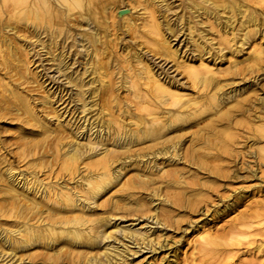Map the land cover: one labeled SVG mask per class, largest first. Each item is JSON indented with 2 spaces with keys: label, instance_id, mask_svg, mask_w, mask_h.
<instances>
[{
  "label": "bare ground",
  "instance_id": "1",
  "mask_svg": "<svg viewBox=\"0 0 264 264\" xmlns=\"http://www.w3.org/2000/svg\"><path fill=\"white\" fill-rule=\"evenodd\" d=\"M250 1L253 3L254 0ZM260 1L259 3L264 2V0ZM127 2L132 11L137 8L139 11L141 10L134 19L131 17V13L122 17L127 22V28L133 29L136 38L141 40L138 43H141V46H146L147 49L151 47L160 56L173 60L177 68H181L187 75L191 85L200 91L198 98L193 100L187 98L185 93L171 83L172 81L168 82L169 80L160 78L148 62L146 52L141 46L138 48L133 45L134 49L129 50L128 56L136 65L129 62L128 70L123 74L122 84L135 98L136 109L145 112V114L137 116L138 114L136 115L135 112L128 109L126 112L129 115L132 114L128 122V119L114 115L112 112V107H118L120 103L117 95L112 96V80L108 72L104 70L100 58L108 53L106 37L114 35V32L111 35L107 31L117 22L115 17L122 8L119 0H0V63L9 73V77H17L16 80L6 81L8 75L2 73L0 77L2 86L0 108L6 109L5 114H12L17 120H20L17 125L21 131V133L18 132L21 134L20 155H18V149L14 151L15 153L18 151L17 156H23V159L32 157L30 164L38 167L39 170L43 169L46 163L52 167L56 164L73 181L72 186L69 185V182H60L61 187H59L56 183L58 181L44 180L39 175L40 171L37 172L35 169L31 171L21 169L18 172L8 157L9 152L6 151L5 144L0 142V264H130L128 260L130 254H136L145 248L156 250L157 245L161 242L152 237L148 229L135 228L132 226L133 224L121 225V222H117V220L127 218L133 222L142 217L145 224L154 223L157 226H164L170 223L167 224L168 216H165V213L159 214L162 207L158 204L152 207L150 212H146L148 197L146 199L143 194L146 193L150 196V200L153 202L157 201L154 195L157 194L159 197L160 193L157 192V187L150 186L151 183H154L153 176L142 172L148 169L152 170L151 174H154L153 171L164 174L165 166H161L157 161L159 156L167 155V159L171 163L188 160L207 164L208 155L199 153L202 148L209 150L205 151L209 154L216 144L223 142L221 150L228 149V141L233 132L227 128L218 129L214 125L229 120L232 113L222 110L223 104H225V100L235 97L237 93L219 92L224 83L218 74L224 70L216 68L211 59L204 57L205 52L210 53L211 49H206V44L199 40L201 36L194 38L192 31L197 30L200 34L202 33L204 38H207V34H204L205 31H202L198 26L204 22L200 18L205 16L209 20L211 17L215 18L214 20L218 23L221 21L223 27L221 26L220 37L224 43L223 46L221 45V51L224 49L231 51L234 47L232 41L238 36L236 34V36L230 37L229 29L234 27L235 21H237L238 27L235 26L237 30L233 28L234 33L236 30V33L242 35L241 45H244L245 42L254 40L255 32L264 25V13L258 8L245 7L244 3L239 4L235 0H182V3H185V13L179 12L181 15L178 14L177 20L180 22L179 24H183L184 20L188 22L191 33L189 37L194 45L193 50L198 52V57L188 60V58H180L177 48L174 49L172 45V38L177 37L184 28L182 26L180 29L177 26L174 27L170 22L168 12L173 10V4L171 5L168 0H128ZM187 10L189 11L188 16L186 15ZM205 25H209V23ZM126 33L128 34V32ZM168 33L170 35H167ZM207 33L209 34V32ZM116 36L112 41H115ZM23 40L33 41L30 45L36 43L38 47L40 46L41 52L44 50L43 53L49 55L45 59L46 62L52 60L57 72L62 73L60 76L63 75L68 80L67 84L76 87L72 96L81 104L80 112L86 113L80 118L84 117V121L88 122L85 127L90 132L85 131L84 141H81L77 135L67 140L68 136L66 135L68 134L64 135L66 128L60 123L52 126L47 119H43L31 102V96L21 88L20 80L27 79L30 74L27 66L29 62L26 61L28 52H25V55L24 51L27 48L32 50L30 45H26V42L22 43ZM252 43L255 44V42ZM251 47L253 48L250 61L252 64L247 68L254 70L255 67H261L259 61L264 58V50L253 44ZM70 48H74L73 55H78V57L80 55L82 58L79 61L82 64L80 71H71L72 65L76 62L67 60ZM2 65L0 66L2 67ZM167 71L169 70L167 69ZM88 76L90 78L87 80ZM65 81L63 80V82ZM236 81L238 80L236 79ZM184 83L186 85V82ZM44 84H46L45 81ZM236 84L237 82L234 85ZM260 88L262 89V87ZM52 98L50 95L43 96L42 104L48 106L52 103ZM113 98L115 105L112 104ZM130 103L133 102L130 101ZM198 104V107L191 110L192 105ZM176 105L182 108L176 111L175 108H172ZM161 106L164 108H160ZM223 111L224 114L220 119L217 118L208 126L207 132L199 134V136H191L190 143L185 147L183 143L185 135H170L171 132L190 128L193 119L199 115L209 113V115L217 117ZM161 112H164L165 115L161 116ZM89 113L94 118L92 122L90 121L91 117H87ZM106 116L110 118H106ZM59 120L57 117L58 122L61 121ZM35 125L40 127L39 132L29 128ZM95 127L97 129L93 132ZM12 129L14 128L11 127ZM253 130L263 138V114H259L257 122L253 125ZM13 131L15 132V130ZM227 137L229 139H226ZM148 141L151 143L143 147L148 148L149 151L141 152L133 149ZM153 143L154 145L159 143L163 145L155 148ZM256 153L258 158L264 160V144L257 145ZM19 157L17 160L21 159ZM145 161L148 162V165H144ZM132 165V169L136 173L125 178L128 173L126 168ZM79 174H82L81 179H79ZM20 175L22 178L19 177ZM180 179L176 182L181 183ZM151 193L153 196L150 195ZM163 201L167 202L168 208L174 203L166 198H163ZM259 210L263 211L260 208ZM173 217L175 218L176 215ZM237 224L236 222L233 225ZM240 225L247 226V228H242L243 232H249L252 227L246 222H241ZM107 239H112L114 242H106ZM115 241H118V244H115ZM130 243H136L138 249L132 248ZM161 246L163 247V244ZM261 248L262 244H257V249H264Z\"/></svg>",
  "mask_w": 264,
  "mask_h": 264
},
{
  "label": "rangeland",
  "instance_id": "2",
  "mask_svg": "<svg viewBox=\"0 0 264 264\" xmlns=\"http://www.w3.org/2000/svg\"><path fill=\"white\" fill-rule=\"evenodd\" d=\"M119 1H120V4L122 5L121 9L129 10L128 13H125L123 16L129 13H131V17H133V19L138 16L141 10L139 11V9L137 8L138 11L136 9H135L136 11L134 9L132 11V9H130V7L128 6V2H127L128 0H122V1L119 0ZM235 1L239 4L244 3L245 7L256 8V9L258 8L264 13L263 11L264 2L259 3L261 2L260 0H254L255 2L252 0L253 3H251V1L249 2V0H235ZM168 2L171 3V5L173 4L172 5L173 10H170L168 12V17L170 19L171 24L174 27L177 26L179 29L181 28V26L184 27L181 33H179L178 35L179 37L177 36V37L172 38L173 48L174 49L177 48L178 53L181 56L180 58L182 59L188 58V60L192 58L195 59L194 57H198V52H195L193 50L194 45L192 44L193 41H191L189 37L191 33L188 28V22H185L184 20L183 24H179L180 22L177 20L178 17L182 13H185V9H184L185 3H182V0H168ZM257 2L262 5H259ZM134 3L136 5V2ZM180 9L182 10V12ZM186 12H187L186 15L188 16L189 11L187 10ZM123 16L119 17V14H117L115 17V21L117 22L114 25V26L116 25L117 26L116 27L111 26L112 28H110L107 31V32H110L111 35H113V32H114V35L106 37V41L108 42V50H107L108 53H106L105 55H102L100 58L102 59L104 70L108 72L109 77L112 80V86H111L112 96L114 97L117 95L118 101L120 103L118 107L116 106L112 107V112H114V115H120L121 118L128 119L127 120L128 122L130 120L129 117L132 116V114L129 115V113L126 112L128 109L135 112L136 115L138 114L137 116H141L145 114V112H142L136 109L137 105L135 104L136 103L135 98L129 94V91L122 84L123 74L126 72V70H128L129 62L132 63V59L130 58V56H128L129 50L134 49V47L136 46H138V48L141 46V43H138L139 41L141 42V40L136 38V35L133 32V29L129 30L127 28L126 26L127 22L124 18H122ZM200 19H202L204 22L202 21L203 23L198 26L201 28L202 31H205L204 34H207L206 35L207 38H204L202 36V33L200 34L199 31L197 30L192 31V36L194 38H198L199 36H201L199 40L202 41V43L206 44L207 46L206 49L207 48L211 49L210 53L205 52L204 57L211 59L212 64L216 65L215 66L216 68H220L224 70L218 74L219 78H221L223 80L222 82L224 83L223 87L221 88L219 92H224V91L229 92L230 91L231 93L232 92L237 93L235 97L225 100L224 102L225 104H223L222 110H228L232 113L230 114L229 120L222 121L223 123L221 122L214 126H217L218 129L227 128L229 131H232L233 134L230 140L228 141V149L224 151L221 150L222 145H223V142H221L220 144H216L215 147L210 150L211 152L209 154L206 153L209 150H204V148H202L199 151V153H204L208 155L207 164L205 163L202 164L200 162L194 163L193 161L191 162L188 160L187 161L179 160L177 163H171L170 161H168L167 155H165V156H159L157 160L158 164H160L161 166H165L166 171L164 174L162 172H157V171L156 172L153 171L154 174H151L152 170H148V169H145V171L142 172V173H145L146 175L149 174L148 176L150 175L153 176L154 183L153 184L151 183L150 186L157 187L158 188L157 192L159 191L160 193L159 197L157 194L154 195L155 198L157 199V201H153L154 204L153 202H151L150 196L146 195V193L143 194V196H145L146 199L148 197V200H147L148 205L145 208L146 212H150L151 208L154 207L156 204H158L160 205V207H162L161 208L162 210H160L159 214L161 215L165 213V216H168L167 224L169 222L170 223L169 225H164L165 227L157 226L154 223L145 224V220L142 217L133 222L127 220V218H120L117 220V222H121V225L133 224L132 226H134L135 228L142 227L144 228V230L146 228L149 230V233H151L152 237L159 239L161 242L160 244L157 245L156 250L145 248V250L142 249L136 254H130L128 256V260L130 261V264H249V263L250 264H255V263L264 264V260H263L264 259L263 257L264 249H262L264 248V213H262L264 211V165H263L264 160L258 158L257 153H256L257 145L264 144V136L263 138L260 137L259 134H257L253 130V125L257 122V119L259 118V114L264 115V103H263L264 102V93H263L264 92V78H263L264 77L263 76L264 75V58L259 61V64L261 65L260 68L255 67L254 70L252 68H247L249 67L250 64H252V62L250 61H251V54L253 52V48H252L253 46L251 47V45L253 44L256 47L262 48L264 50V47H263L264 45V25H262L263 29L261 27L260 30L258 29V31L255 32L254 40H249L247 41V43L245 42L244 45H241L242 35L240 36V33L238 32L236 33L237 28L235 26L238 27V23L237 21H235V23L233 24L234 27L229 29L230 37L236 36V34H238V36L234 38V41H232V44L234 45L235 48L233 47V50L231 51L229 49L227 50L224 49L223 51H221V45L222 46L224 45L223 40L220 37V34L222 32L221 29L223 27L221 21H220L221 23L220 25V23L216 22V20H214L215 18H212V17L210 20L205 18V16L201 17ZM208 23L209 25H205ZM109 24L111 25V23ZM233 28L236 29L235 33H234ZM126 32H128V34ZM207 32H209V34ZM26 34L28 35V33ZM212 34L214 35L212 36ZM115 35H117L116 36L117 38L115 39V41L114 40L112 41ZM167 35H170V33H168ZM24 42H26V45L28 44V46L31 43H33V41H29V40L27 41L23 40L22 43ZM252 42H255V44ZM113 44H114V47H113ZM124 45L127 46V47L125 46L126 49ZM30 46L32 50L30 51L27 48L26 51H24V53L25 52L29 53V54L27 53V55L29 56H27L26 53L25 55L27 58L26 61L29 62L27 63V66L30 72L29 75L31 76L28 75L27 79L20 80L21 88L24 89L25 93L31 96V102H33V104L35 105V108L37 109L38 113L41 115L43 119L44 118L47 119L52 126H55L58 123H60L62 126L66 128L64 135L68 134L66 135L68 136L67 140L77 135L79 136V139H81V141H84L85 140L84 138L86 137V132L88 133L90 132L85 127V124H87L88 122L84 121V117L80 118L81 116H84L86 113L80 112L81 104L77 102L76 100H74V97L72 96L73 92L76 90V87L72 86L69 83L67 84L68 80L65 78V76L63 75L60 76V74L62 73L57 72V69H55L56 68L55 65L53 66L52 60L50 61L48 60V62H46L45 59L49 55H45V53H43L44 50L41 52V50L39 49L40 46L38 47L36 43L35 45H30ZM141 47L144 49L143 51L146 52V58L148 62L153 67L154 71L160 76V78H162L163 80L166 79V81L169 80L168 82L172 81L171 83L176 85L178 90L185 93L187 95V98H190L192 100L194 98H198L200 91H198L197 88L191 85L189 79L187 78V75L183 72L181 68L179 69L177 68V65L175 64L173 60L171 61L169 58H166L165 56H160L151 47H148V49L146 46H141ZM38 50L40 53L38 52ZM73 50L74 48L69 49L68 51L69 57L67 58V60L69 62H73V61L76 62L75 64L72 65L71 71L72 70L80 71L82 70V66H81L82 64H80L79 61L82 58L80 57V55L79 57L78 55H73L74 54ZM222 53H225L226 55ZM229 56H231L230 58L232 59H230ZM34 61L35 63H33ZM227 61H228V64H227ZM132 64L136 65L135 63H132ZM0 65H2V63H0ZM45 67H46V70H45ZM4 69L5 68L3 67V65L2 67L0 66V77L2 73L3 74L6 73L7 75L9 74L6 71V69L5 70ZM167 69L169 71H167ZM168 75L170 76L168 77ZM184 76L186 79L184 78ZM89 78L90 76H88L86 79L88 80ZM10 79L16 80L17 77L15 78L9 77L8 75V77L5 80L7 81ZM234 79H235V82H234ZM236 79L238 81H236ZM63 80L64 81L66 80V81L63 82ZM44 81L46 84H44ZM188 81L190 84L188 83ZM184 82H186V85ZM236 82L237 84L234 85ZM259 86L262 87V89ZM1 89H2V86L0 85V90ZM51 91H52V94H51ZM69 92L72 94H70ZM243 93L245 94L243 95ZM259 94L260 96H258ZM46 95H50L51 98L53 97L51 99L53 100L52 103H50L48 106H44V104H42L43 96H46ZM65 95H67V97H65ZM130 101H132L133 103H130ZM114 102H115V99L113 98V103H112L113 105H115ZM198 106L199 104L192 105L191 110L195 109ZM98 107L100 108L99 105ZM160 108H164V106H161ZM172 108L173 109L175 108V110L178 111L182 107H180L179 105H176V106H172ZM5 110L6 109L0 108V130H1L0 131V142L5 144L6 151L9 152L8 157H10V160L14 163L13 165H15L14 167H16V170L18 169L17 171L19 172L21 169L25 171H31L32 169H35L37 170V172L40 171L39 173L40 177L46 181L51 180L52 182H55L56 180L58 181L56 182L58 185L60 182L61 183L69 182V185L72 186L73 181H71L72 179H69L70 176L64 170H60V168L56 164H54V166L52 167L50 164L48 165V163H46L45 167L39 170L38 167H34V165L30 164L32 162V157H27L23 159L22 158L23 156H20L21 159L17 160L19 156H17L16 153L19 151L18 155H20L19 144L21 143L20 142L21 131H20V128H18L17 126L20 123V120H17L16 117L12 114H8V113L5 114ZM158 110L160 109L158 108ZM223 114H224V111L217 117H215L214 115H209V113L199 115L197 116V118L193 119V122L190 128H187L186 130L179 131V132L178 131L171 132L170 135H175V134L185 135V138H184L185 140L183 142L184 147H185L186 145L190 143L191 136L192 137L199 136V134H203L207 132L208 126H210L213 123V121L216 120L217 118L220 119V117ZM90 115L91 113L87 114V117H89ZM160 115L163 116L165 115V113L161 112ZM57 117L61 120V121L59 120L60 122L57 121ZM106 118H110V117L106 116ZM93 119L94 118L91 117L90 121L92 122ZM11 127L14 128L12 129V130H15V132L13 131L14 133L12 132ZM29 128H33L35 132L40 131V127L37 125L31 126ZM95 129H97V127L93 129V132L96 131ZM18 132L20 133L18 134ZM14 135L15 137H13ZM7 137L8 138L11 137V138L8 139ZM15 138L18 140V143ZM226 139H229V138L227 137ZM150 143L151 141L150 142L148 141L147 143H144L142 145H137L133 149L140 150L141 152H144V151L147 152L149 151L148 148H145L143 146L150 144ZM162 145L163 144L161 143L157 145H154L153 143V147L155 148L161 147ZM249 147L251 148V150ZM16 149H18V151H16L15 153L14 150ZM151 157L155 159L153 156ZM211 158H215L217 160H214ZM13 160L14 161L16 160V162H14ZM144 165H148V162L145 161ZM260 167H262L261 168L262 170L260 169ZM132 168H133V165L128 166L126 168V171H128V173L126 174L125 178L129 177L130 175H134V173H136V171H134V169ZM81 175L80 174L78 175L79 179H81L80 178ZM19 177L22 178L21 175ZM179 179L181 183L176 182V180H179ZM59 187L61 186L59 185ZM150 195L153 196V193H151ZM163 198L169 199L172 202H174L173 205L170 208H168L167 202L163 201ZM230 203H233V204H230ZM257 206H258V209L260 208L263 211L261 210L258 211ZM259 206H261L262 208ZM173 215H176L177 218L176 217L174 218ZM139 222L140 224H138ZM236 222L238 224L233 225V224H236ZM241 222H246L247 224H251L252 227L250 228L249 232L242 231V228L244 227L247 228V226L244 225L242 227L240 225ZM237 227H239L240 229ZM154 232L155 233L157 232V233L155 234ZM117 234H120V233H117ZM163 236L164 238H162ZM110 241L111 243L114 242L112 239L106 240V242H110ZM115 244H118V241H115ZM162 244H163V247L161 246ZM257 244H262V248H261L262 250L257 249ZM131 247L134 249L135 248L138 249V245H136V243H132Z\"/></svg>",
  "mask_w": 264,
  "mask_h": 264
},
{
  "label": "water",
  "instance_id": "3",
  "mask_svg": "<svg viewBox=\"0 0 264 264\" xmlns=\"http://www.w3.org/2000/svg\"><path fill=\"white\" fill-rule=\"evenodd\" d=\"M128 9H121L119 12H118V14H119V16H123L125 13H128Z\"/></svg>",
  "mask_w": 264,
  "mask_h": 264
}]
</instances>
